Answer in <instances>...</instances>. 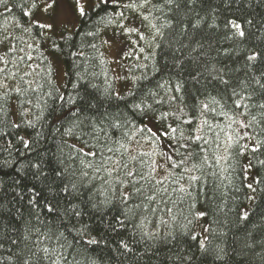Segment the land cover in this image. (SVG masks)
<instances>
[{
    "label": "trees",
    "instance_id": "obj_1",
    "mask_svg": "<svg viewBox=\"0 0 264 264\" xmlns=\"http://www.w3.org/2000/svg\"><path fill=\"white\" fill-rule=\"evenodd\" d=\"M131 1L147 11L148 22L160 31L153 28L152 40L139 59L133 54L127 57L128 88H121L120 93L108 57L107 37L115 34L113 30L122 21L129 20L124 18L134 8L100 1L86 9V16H78L77 27L64 32L65 39L47 33L51 39L45 40L34 23L30 32L24 30L31 19L24 13L36 10L31 8L33 0L0 3V38L9 35L17 48L16 53H11L7 46H0V57L9 61V75L5 78L0 73V82L6 83L8 89L22 88L19 94L9 90L7 96L5 89L0 88V264H17L21 249L35 253L32 264H264L261 126L253 123L249 129H241L253 137L252 145L261 141L257 152H248L260 182L255 185V199L247 219L241 213L248 197L243 154L233 149L230 160L217 162L215 156L225 153L222 148L215 149L211 133L206 137L208 144L192 142V149L199 153L195 163L201 167L191 174L200 180L186 192H181L174 182L179 176H170L162 186L155 187L140 181L137 187L143 185L141 193L123 203L120 193L129 189L116 183V174L109 177L103 170L95 172L101 156L120 159L119 153L107 151L119 146L115 141L127 142L128 136L139 139L143 135L136 131V125H147L153 130L165 123L179 125V136L180 130L188 135L197 119L206 118L209 125L219 126L231 123L229 116L246 118L245 122L251 115L260 119L261 110L255 105L264 102V89L260 87L264 84V0H150L146 5L143 0ZM120 12L123 17L118 15ZM230 21L243 26V37L230 26ZM53 41L59 48L51 47ZM28 44L33 47L28 48ZM20 48L33 59L20 63L17 58L24 55ZM48 52L60 56L64 63L62 90L56 84ZM254 54H258L256 59L248 60ZM28 64L32 69L26 67ZM4 67L0 63V68ZM24 71L31 75L21 79ZM11 73H16L14 79ZM25 81L31 83L30 88ZM233 90L251 95L247 101L250 113L238 115L243 109H236L233 104L234 99H239L232 96ZM61 96L64 100L59 99ZM69 97L76 101L75 105L67 102ZM136 104L151 105V109L145 108V115L133 107ZM202 104L216 111L209 112ZM76 109L79 112L73 115ZM163 112L169 113L166 122L155 119ZM116 123L121 127H113ZM93 124L103 131L84 136L82 132H92ZM160 141V149L166 150L168 139L161 136ZM93 144L96 147H91ZM197 144L206 151L200 152ZM131 147L144 152L154 150L145 141ZM80 149L97 151L98 155L85 157ZM154 158L163 163L161 158ZM81 160L92 163L93 168L85 169ZM108 167H112L111 162ZM85 170L88 177L81 175ZM163 175L162 170L158 171L156 178ZM188 175L183 174L180 179L186 188ZM120 178L124 179L122 174ZM152 195L155 200L150 201L147 197ZM194 210L206 212V249L199 246ZM91 239L97 243H88ZM121 241L128 245L127 249ZM45 248L49 249L47 259Z\"/></svg>",
    "mask_w": 264,
    "mask_h": 264
},
{
    "label": "snow or ice",
    "instance_id": "obj_2",
    "mask_svg": "<svg viewBox=\"0 0 264 264\" xmlns=\"http://www.w3.org/2000/svg\"><path fill=\"white\" fill-rule=\"evenodd\" d=\"M57 0H33L31 4L32 9H42L43 12H48L49 9H52L53 6L56 4ZM101 2L107 4L108 0H101ZM115 2V0H113ZM150 0H143V4H148ZM0 3H6V0H0ZM168 3H172V0H168ZM127 7L131 8H136L138 7L135 4H130L127 5ZM75 12H78L79 15L81 16H86L87 12L85 10V7L83 6V3L81 0H76L74 9ZM25 16L31 17L32 16V11H28L24 13ZM118 15L123 17V12H120ZM146 20L147 17H144ZM35 24V27L40 30V33L42 35V38L45 40L51 39L50 36L47 35V33L51 32L53 35L56 34V32L59 31L61 25L58 20H52L50 22H41L39 19L32 21L31 19L29 20V27L24 29L25 31H31V25ZM200 21H197V24H199ZM230 26L234 29H236L237 34L240 37H243L245 35L243 31V26L236 21H230ZM153 28H156V26L153 24ZM65 27V31H66ZM126 32L132 33L135 32L140 36V39H143V33L140 32L139 28L136 27H130L125 29ZM157 33H159V28H156ZM61 39H65L63 35L60 37ZM0 46H7L8 51L11 53H16L17 48L15 44L10 40L9 35H4L2 38H0ZM28 48L33 47V45L28 44ZM51 47L53 48H59V45L53 41L51 44ZM93 47H95L93 45ZM140 51H143V49H140ZM19 52L24 53V48H20ZM258 54H254L248 57V60H255ZM18 61L20 63L24 62L25 59L27 60H32L33 57L28 55L27 53H24V55L18 56ZM0 63H3L5 65L4 68H0V73H4L5 78L8 77V73L6 72V67L9 61L5 60L3 57H0ZM28 69H32V65L28 64L26 65ZM31 75L30 71H24L21 79H23V76H28ZM12 78L14 79L16 76V73H11ZM26 84H28V87H31V83L28 81H25ZM223 83L227 84V81H223ZM257 84H260L259 80L256 81ZM261 89H264V84H260ZM0 88L5 89L4 96H7V93L9 90L15 91L16 93H21L22 88L19 86H14L13 89H8V85L6 83L0 82ZM177 91L180 90V85H176ZM232 96L236 97L239 96V99H234L233 104L235 105L236 109H243L242 112H239L238 115L243 116L245 112L250 113V105L247 103L248 100H251L252 97L251 95H245V94H240L237 93L235 90L232 91ZM59 99L64 100V97L61 96ZM176 97L173 96L172 100H175ZM68 103L75 105L76 101L71 99V97L68 98ZM21 107H23L24 101H21ZM27 103H31V101H27ZM258 107L260 111V119H257L256 115H251V119H248L247 122H245V119H239L237 120L234 116H229V120L231 123H229L227 126H219V125H209L208 120L205 119H197V124L193 126L189 130V134L185 135L183 130L179 131V136H177V132L179 129V125L174 127L170 123H165L162 124L160 127L153 128L148 127L147 125H136V131L138 133H141L139 139H137L136 135H131L128 136L127 142H121L120 140L115 141L119 146L114 150L113 148L109 147L107 148V151L109 153H119L120 154V159H113V157L109 156L106 159L101 156V164L99 167L95 168V172L99 173L101 170L106 172V174L111 177L114 173L116 174V183L120 185L122 188H128L129 191H121L119 199L121 202L126 203L133 195L140 194L142 191L143 185L137 187V184L140 183V181H146L149 184H151L153 187L155 185H163L164 181L169 179V177H177L179 176V179H175L174 182L179 185V190L181 192H186L189 189L193 188V185L197 183L200 180V177L197 175L191 174L194 172V170H199L200 165L195 163V160L197 156L199 155L198 152L194 151L192 149V142H200L203 141L204 144H208L209 140L206 139L209 133L212 134L214 137L213 139V144L215 146V149L219 151L221 148L224 151V155L221 156L217 154L215 156V160L217 162L223 160L227 162L232 158V150L236 149L238 150V154L242 155L247 151H252V152H257L260 147H261V141H256L255 144L251 145L249 148L248 143H243L241 144V140H243L245 137H247L248 140H252L253 137L248 133V131H243L241 132V129H249L253 123L256 125L261 126L262 129H264V102L259 103L258 105H255ZM136 109L140 110L141 112H144L145 115H147V112L145 111V108L151 109V105H146L142 107L139 104L133 105ZM202 108L209 111V112H215V108H209L208 104H202ZM24 112H27L28 109H23ZM79 112V109H76L75 112H73V115H76V113ZM174 115V114H173ZM204 113L201 112L200 116H203ZM223 115H228L227 113H223ZM169 116V113L163 112L160 113L155 119L157 120H162V121H167V118ZM82 123V122H81ZM183 123H190V121H183ZM236 124L238 125L237 128L233 129L232 125ZM16 127H20V125H15ZM205 126H207V132H205ZM115 128L121 127L119 123H116L113 125ZM219 128V131H216V128ZM71 132V130H69ZM82 131V130H81ZM100 131H103V129L98 128L95 124L92 125V132L90 133H83L84 136H92L93 133H98ZM221 132L224 133L225 139L221 140ZM198 133H203V134H198ZM127 135V134H125ZM165 137L168 139L169 143L165 145L166 150H161L160 149V137ZM93 139H97V137H93ZM141 141H145L149 143L150 145H153L154 150L153 151H140L139 149H133L131 145L133 143H140ZM86 146H88V141L84 140L83 141ZM25 147H27V144H25ZM91 147H96L95 144H93ZM196 147L200 149V152L206 151V149L202 148L200 144H197ZM121 149L123 151H121ZM183 149V151H181ZM80 151L83 153L85 157H97L98 152L97 151H87L84 152V149H80ZM133 151H135V155H133ZM126 157V160H125ZM145 157H148L146 160ZM154 157H159L163 160V163H157V160ZM109 162H111L112 167H108ZM203 162L206 164L208 163L207 157L205 156L203 158ZM80 163L84 165L85 169H92L93 165L90 162H85L84 160H81ZM262 165H264V161H260ZM190 165V166H189ZM170 166V167H169ZM36 167H39L36 165ZM245 168H251V160H249L248 164L244 166ZM171 169H182V173H178L176 171H170ZM146 170V171H145ZM163 171L165 175L161 176L159 179L156 178V174L158 171ZM121 174L123 175L124 179H121L120 176ZM183 174H189L188 175V185L187 188L183 185L180 184V179H183ZM82 177H88L89 172L88 171H82L81 173ZM138 178V179H137ZM259 179L255 180V183H259ZM107 183V181H105ZM73 188H75V185H72ZM247 187L249 189H252L255 191L253 188L252 183H248ZM65 192L68 191V188L65 187L63 189ZM164 191H167V189H163ZM116 190L113 189V192ZM189 194H191L189 192ZM150 201L155 200V196H149L147 197ZM30 203L32 202L31 200L29 201ZM49 211H52L51 205L47 206ZM93 207H96V205H93ZM139 207V205H137ZM195 206L193 205V208ZM168 211H171V209H168ZM76 215H79L77 212ZM193 218H200L204 217L206 215V212L204 211H193L192 212ZM248 217V212L244 211L242 213V218L247 219ZM38 219V217H37ZM118 224H120L121 227H123V222L122 221H117ZM191 223V221H189ZM38 231V229H37ZM25 240L28 239L27 236L24 237ZM192 239L195 240L196 236L193 235ZM15 244L16 241H13ZM90 244H95L97 241L95 239H91L88 241ZM123 244V247L125 249L128 248V245L121 241ZM199 246L201 249H206V245L203 240L199 241ZM0 247H3V244H0ZM27 247V246H25ZM44 252V258L47 259L49 249L45 248L43 249ZM35 256V253L31 252V250L25 251L24 249H21L17 253V264H32L33 257ZM62 258V257H61ZM9 259H12L9 257ZM189 260H191V257H188ZM53 264H56V261H53Z\"/></svg>",
    "mask_w": 264,
    "mask_h": 264
},
{
    "label": "rangeland",
    "instance_id": "obj_3",
    "mask_svg": "<svg viewBox=\"0 0 264 264\" xmlns=\"http://www.w3.org/2000/svg\"><path fill=\"white\" fill-rule=\"evenodd\" d=\"M101 0H81L85 10L95 4L100 2ZM112 1L113 0H108ZM51 2V0H49ZM76 0H57L56 4L53 6L52 9H49L48 12H43L42 9H36L31 16L32 21L39 19L42 23L43 22H50L52 20H58L60 22V29L53 35L51 32L48 34L54 38H60L64 32L70 33L73 31L78 24V16L79 13L75 12L74 5ZM133 1L131 0H115V3L120 4L122 7H127ZM147 11L138 5V7L134 8V12L127 15L124 19H129L128 22H121L117 28L113 31L115 32L114 35L107 37L108 43V57L112 63L113 70L118 82V92H121V88L127 89L128 82H129V61H127V57L133 54L137 59L140 58L142 52L144 51L145 46L148 44L150 40H152L153 35V27L148 22V18L145 20L144 17H147ZM123 19V20H124ZM128 22V23H127ZM66 27V31H65ZM136 27L140 29V32L143 33V39H140V36L135 33L126 32V28ZM113 33V32H112ZM143 49V51H140ZM48 56L54 66L55 73H56V84L60 90H62V86L65 80V66L62 61V58L58 55L52 54L48 52ZM13 118L14 121L17 122V115L16 111L13 110ZM155 129V128H154ZM244 142L249 144V148L252 145V140H248L247 137L244 138ZM248 152L243 154V164L244 166L248 164L250 158ZM245 168V167H244ZM245 178L246 184L252 183L253 188L255 189V180H256V173L251 168H245ZM255 199V191L248 188V197L247 202L242 207L241 213L244 211L249 212L253 202ZM203 211V210H199ZM195 231L200 238V241L203 240L204 243L208 237V222L204 217L197 218V224Z\"/></svg>",
    "mask_w": 264,
    "mask_h": 264
}]
</instances>
